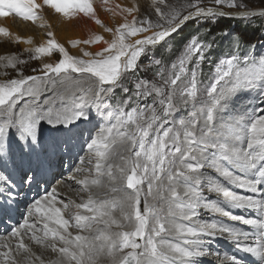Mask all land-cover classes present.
I'll use <instances>...</instances> for the list:
<instances>
[{"label":"snow or ice","instance_id":"6c2138e0","mask_svg":"<svg viewBox=\"0 0 264 264\" xmlns=\"http://www.w3.org/2000/svg\"><path fill=\"white\" fill-rule=\"evenodd\" d=\"M214 2L236 6L233 0ZM198 3L194 0L189 7L195 10L183 16L175 10L165 14L156 7L154 11L164 23L135 17L128 22L125 17L114 31L105 28L112 34L110 42L100 35L83 41L107 45L89 59L70 55L49 32L45 43L27 51L34 53L32 59L57 52L60 59L32 70L39 75L20 74L22 78L0 82V215L13 210L21 185H47L55 179L50 176L51 160L71 154L75 148L70 138L46 136L44 124L70 132V126L91 119L86 107L95 109L102 122L81 146L91 167L84 168L85 157L80 156V166L74 170L86 171L88 176L67 178L75 180L76 190L87 193V198L70 205L58 198L55 188L45 187L28 205L23 222L6 229L19 241L17 255L31 253L23 239L27 235L56 254L54 264H104L105 260L108 264H199L197 258L213 254L205 245L222 237L257 264H264V197L231 190L256 194L264 185V52L257 53L254 47L242 52L238 37L231 40V51L216 52L215 37L205 33L207 39L202 41L199 33L192 34L170 64L155 60L158 70L154 75L159 83L139 78L132 89L123 84L129 74L134 76L140 70L142 57L154 58L156 46L189 20L227 15L199 8ZM43 6L64 18L75 13L88 17L94 12L91 0H43L42 5L36 0H0V18L15 15L34 23ZM122 11L131 15L138 7ZM257 15L264 17V10L244 12L236 18ZM0 36L8 37L9 32L0 27ZM226 38L227 34L222 39ZM23 42L32 43L30 39ZM79 43L72 41L71 46ZM83 56L92 54L83 52ZM213 56L205 82L200 78L203 63ZM3 60L7 61L3 67L24 63L14 55L0 57ZM118 88L124 89L125 97L113 105L109 98ZM244 93L253 103L239 109L234 102ZM133 99L135 106L126 107ZM142 100L149 102L141 105ZM180 106L187 117L169 121ZM17 149L34 156L35 167L30 163L26 170L18 169ZM9 168L19 172V183L7 174ZM212 194L218 198L210 199ZM70 206L77 211L66 217ZM226 209L255 211L260 216L247 218ZM201 210L249 226L255 230V240L243 243L249 240L248 231L203 220ZM9 256L10 252H0L5 261ZM226 258L230 264H245L236 255Z\"/></svg>","mask_w":264,"mask_h":264},{"label":"rangeland","instance_id":"374dc122","mask_svg":"<svg viewBox=\"0 0 264 264\" xmlns=\"http://www.w3.org/2000/svg\"><path fill=\"white\" fill-rule=\"evenodd\" d=\"M118 1L119 3L120 2L121 3L118 4ZM110 2H112L113 4L112 3L110 4ZM233 2L236 5L235 7H227L225 6L224 3L218 6L215 4L214 0H199L197 6L203 9L213 8L231 13L257 12L264 10V0H233ZM91 3H93L92 4V7L94 9L93 14H90L88 17H85L82 13H75V15H77V18L79 20V23L78 20H76L75 22L71 23L69 26H66L64 29L65 34H68L69 36L72 34L71 37L76 38V41H80L81 45L83 44V46L87 48V51H90L91 48L92 50H94L93 54L90 52L92 54V57H85V56L80 57L81 56L80 54L75 55L74 53L70 52L72 56L77 58L79 57L82 59L93 58L95 57V53L101 51V49L107 46L103 41L99 43H91L88 45L83 43V39L88 40L90 33L89 31H93L95 27L103 28V29L110 28L114 31L119 24L125 22V17L127 18L128 22H131L133 17H135L137 21L143 20L145 18H150L153 23H156L157 21H159L160 23H164V21L159 20V17L156 15V12L154 11L156 7H159L161 11H163L165 14H168L170 11L173 10L178 11L180 12L181 16L186 15L189 11L195 10L189 7V5L194 3V0H164L163 3H161L160 0H156L155 4L152 2V0H127L126 2L125 0H121V1L91 0ZM137 7H138V11H133L131 15H128L127 13L122 11L124 8H137ZM40 10H38L37 13L40 18L37 19L34 23L31 21L28 22L33 26L34 29L40 31V33H43V36L46 39H48V36L46 34L47 30L52 27L54 32L55 31L58 32L59 26L57 27V25H55L54 14L47 8V6L42 7V9ZM10 17L13 18L12 26L18 30L20 29L19 24L20 23L25 24L26 22L25 20L16 17L15 15H10ZM225 18H228V20H225ZM96 19L101 21L100 25L95 23ZM34 33H36L35 36L37 37L38 35L37 32L34 31ZM197 33L200 34L199 38L202 41L207 39L205 33H208L210 36L215 37L217 44L219 45V47L215 49L216 52L231 51L232 50L231 40L236 37H238L242 42V47H241L242 52L250 51L253 47L257 53L264 52V17H260L259 15L248 18L213 16L205 19L204 17H201L199 18V20L194 19L188 21L182 27L181 30H178L176 33H173L170 37L166 38V42H162L161 45L156 46L154 58L152 56L142 57L139 61L140 70H138L134 76L129 74L124 79L123 81L124 87L127 89H132L133 82L139 78H145L149 81L155 80L156 83H159V81L155 79V75H154L155 72L158 70V66L155 64V60L162 61V64L164 65L170 64V62L173 61L179 55L186 38L189 35L197 34ZM105 34H107L109 39H105V38L103 39L105 41L110 42L111 39L113 38L112 34L109 32H105ZM149 34L150 33H144L142 35H149ZM226 34H227V38L222 39L223 37H225ZM80 36L82 38H80ZM136 38L139 37H133L132 39L134 40ZM19 44L18 42H13L8 37L0 36V57L14 55L18 61L20 60L24 61V63H16L15 67H3L2 65L6 64L7 61L6 60L0 61V82H7L13 78L19 79L22 78V76L26 77L31 75H39L40 74L39 72H33L32 70L40 69L43 63H54L60 59L58 52L53 53L51 57H40L39 59H32L31 57L34 55V53L27 51L26 49H22V47ZM96 49H99V51L96 52L95 51ZM213 59H215V56L206 58L203 63V75L200 78L205 82H207L208 78L210 77V73L212 71ZM149 65L151 66L149 67ZM20 74H22V76ZM44 95L50 96L51 93H45ZM124 97H125L124 89L118 88L115 91V93L110 96L109 99L113 105H116V103L124 99ZM43 99L44 96L41 97V100ZM148 102L149 101L142 100L140 101V104L143 105ZM135 104L136 101L135 99H133L132 103L127 104L126 107L131 108L135 106ZM185 117H187L186 110L184 106H180L179 110L174 113V116H170L168 120L172 121L173 119H180ZM75 138L72 140L75 141ZM78 164H79V159L76 161L75 165ZM63 168L64 166L60 165V168L55 169L58 171L59 175H57L53 180L56 181L59 179L60 176H63L65 173H67ZM55 181L54 183H57ZM51 182L53 181H50L49 185H53V183ZM21 186L24 187L25 185H21ZM45 187L46 186L44 185L43 188ZM0 220L3 221V218ZM212 220L215 219L213 218ZM1 229H3V226L0 227V232Z\"/></svg>","mask_w":264,"mask_h":264},{"label":"bare ground","instance_id":"6f19581e","mask_svg":"<svg viewBox=\"0 0 264 264\" xmlns=\"http://www.w3.org/2000/svg\"><path fill=\"white\" fill-rule=\"evenodd\" d=\"M126 1L127 0H125V2ZM36 2L39 4H42L43 0H36ZM111 3L112 2H110V4ZM120 3L118 1V4ZM120 7H123V6H120ZM47 8L54 14L55 25H57V27L59 26L58 32L56 31L54 32L52 27L51 28L48 27L49 29L47 30V33H46L47 36H48V33L51 32L53 34L51 38L54 39L57 43H59L61 46H63L70 55L71 53H74L75 55L80 54L81 55L80 57H82L83 52H89V53L91 52L93 54L94 50H92V48L90 51H87V48L83 46V44L81 45V43L78 44L76 48L72 47L71 42L76 41V38L71 37L72 34L70 36L68 34H65V30H64L65 27L69 26L71 23L78 20L77 15L74 14L71 18H64L60 14L56 13L50 7H47ZM214 10L218 12L226 13L227 15L225 16H229V17H237L238 14L243 13V12H232L231 13V12L221 11L217 9H214ZM12 20L13 18L10 16L0 18V27L5 28L9 32L8 38L11 39L13 42H18L16 38H19L18 44L20 43L19 45L22 47V49H26V50L34 49L35 47L45 43L46 40L50 38L48 36V39H46L43 36V33H40V31H37L36 29H34L33 26L28 21H26L27 24L26 22L25 24L20 23L19 24L20 29L18 30L12 26V23H13ZM78 23H79V20H78ZM95 28L93 31H89L90 33H89L88 40H93L96 35H100L105 39H109L107 34H105L106 32L105 29L103 28L95 29ZM34 31L37 32L38 34L37 37L35 36L36 33H34ZM80 38L82 37L80 36ZM29 39L32 41V43L27 44L23 42L24 40H29ZM83 41H85V39H83ZM95 51L97 52L99 51V49H96ZM247 95H248L247 93L241 94V96L235 100L234 103L237 106V108L243 109L245 106L252 105L253 101L251 99L246 98ZM252 95H255V93H253ZM84 110L88 113L91 119L88 121L81 120L77 122L76 124L70 126L71 127L70 132L64 130L63 128L59 130L52 129L47 124H44L42 127V131L44 132L46 136L51 135V136L60 137V138H70L71 142L75 145V148L71 154L58 156L51 160L52 167H51L50 176L56 177L57 175H59L58 171L55 169L60 168V165L64 166L63 169L67 173H65L63 176H60L59 179L56 181L53 179H50V181H53L51 182L53 183V185H49L50 182L47 185H45L48 188V190L55 188L58 194V198L60 200H63L65 203H69L70 205L74 203H80L83 199L87 198V193L79 192L76 190L79 188V186L75 183V180H68L67 178L73 175H75L77 178H84L85 176H88V173L86 171L76 173L74 170L76 167H79L80 164L75 165V163L79 159L80 156H83L85 157V164L83 165V167L84 168L91 167V165L87 164V153L86 151H81V146L85 143L87 139H89L90 133L98 129L99 126H102V122L99 119V114L95 111V109L86 107ZM106 121H107V117L104 118V122ZM74 138H75V141L72 140ZM77 153H79V156H77ZM15 161H16L17 167L22 170H26L30 163L32 164L33 167H35V163H36L34 156L29 157L21 153L18 149L16 150ZM7 174L10 175L14 181L19 183V172H12L11 168H9L7 171ZM54 181L57 183H54ZM24 185H25L24 187L21 186L19 189L20 196L18 197L13 210L9 212L7 215H0V219L3 218V221L0 220V227L3 226V229H1V232H0V245H3L5 243L10 245V248L0 247V252H10V256L7 261H5L2 257H0V264H12L13 261H15L16 264H41V262L42 264H54V261L57 259L56 254L53 253L50 248L41 247L40 245L32 242L27 235H25L23 239H24V243L28 245V247L30 248L31 253L30 254L20 253L19 255H17L15 246L19 241L16 238H12L10 235V232H6V229H11L12 227H16L18 226L19 223L23 222L24 218H26L27 207L30 204V202H32L36 198H39V196L42 195L45 190V188H43L44 185L38 186V184H35V183L31 187H29L26 184ZM231 190L241 195H253L254 198L264 197V185L260 186V192L256 194L245 193L240 189H234V188ZM2 191H3V187H0V192ZM100 191H103V190H100ZM100 198H103V197H100ZM211 198L215 200L218 197H216L215 194H212L210 196V199ZM57 206H61V205H57ZM226 210L232 212V214L234 215H244L247 218L256 219L260 216V213L255 212V211L250 212L248 210L241 211V210H233V209H226ZM76 211L77 210L74 207L70 206L68 211L65 212L64 214L66 217H69L71 214H75ZM116 215L118 216L119 214L116 213ZM8 216H10L11 219H8ZM213 218L218 222H224L228 224L229 226L237 227L242 231H248L249 240L242 241L243 243H252L255 240V234H254L255 230L250 228L249 226L240 224L239 222L230 221L225 217L213 216L212 214L206 213L203 210H201V219L212 220ZM40 226L41 225H37V227H40ZM69 230L73 232V234H76L75 229H69ZM113 230L115 231L116 229L114 228ZM45 243L47 244L48 242H45ZM205 248L210 250L213 254L205 255L204 257L197 258L199 264H230V262L226 258L228 255H236L237 257L242 258L245 261V264H257V261L255 260V258L251 257L249 254H246V253H243L242 251L237 250V248L232 243H230L228 240L222 237H217L210 244L205 245ZM216 254H219V255H216ZM37 256L40 257V260H36ZM104 264H108V262L105 260Z\"/></svg>","mask_w":264,"mask_h":264},{"label":"trees","instance_id":"16d2710c","mask_svg":"<svg viewBox=\"0 0 264 264\" xmlns=\"http://www.w3.org/2000/svg\"><path fill=\"white\" fill-rule=\"evenodd\" d=\"M225 20H228V18H225Z\"/></svg>","mask_w":264,"mask_h":264},{"label":"water","instance_id":"95a60500","mask_svg":"<svg viewBox=\"0 0 264 264\" xmlns=\"http://www.w3.org/2000/svg\"><path fill=\"white\" fill-rule=\"evenodd\" d=\"M190 21V20H189ZM187 23V22H186Z\"/></svg>","mask_w":264,"mask_h":264}]
</instances>
